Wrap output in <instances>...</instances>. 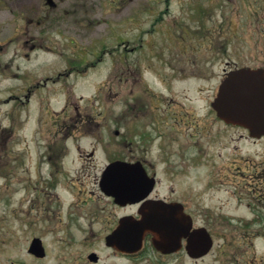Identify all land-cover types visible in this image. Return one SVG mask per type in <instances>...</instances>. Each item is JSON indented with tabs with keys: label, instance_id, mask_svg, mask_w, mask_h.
Instances as JSON below:
<instances>
[{
	"label": "rangeland",
	"instance_id": "rangeland-1",
	"mask_svg": "<svg viewBox=\"0 0 264 264\" xmlns=\"http://www.w3.org/2000/svg\"><path fill=\"white\" fill-rule=\"evenodd\" d=\"M263 63L264 0H0V264H24L25 222L49 206L48 140L70 146L60 180L95 200L110 158L201 148L183 181L213 247L170 264H264V138L211 111L226 71ZM43 233L50 263L72 251Z\"/></svg>",
	"mask_w": 264,
	"mask_h": 264
},
{
	"label": "flooded vegetation",
	"instance_id": "flooded-vegetation-1",
	"mask_svg": "<svg viewBox=\"0 0 264 264\" xmlns=\"http://www.w3.org/2000/svg\"><path fill=\"white\" fill-rule=\"evenodd\" d=\"M241 67L264 69V63L259 66H235L232 69ZM211 111L226 125L243 128L250 136L247 128L227 123L215 110ZM127 112L128 110L123 109L120 115L123 124L126 122ZM72 125H67L68 129H64V137L67 140L73 134ZM76 126L74 125L75 128ZM116 131L117 134L121 133L119 130ZM135 134H139L143 142L152 141L151 134L146 131H136ZM262 138L264 136L252 139ZM68 147L70 146L66 144L56 146L49 140L43 146L42 158L50 167L49 177H52L49 185L52 192H48L50 200L44 216L40 217L37 214L25 222L36 232L27 234L24 264H170L171 258L177 260L198 258L201 252V224L189 206L190 195L196 188H192L183 180L190 175L191 161L201 164V148L193 157L184 150L173 151L168 162L162 163L140 156L110 158L98 177L99 197L95 200L94 191L91 190L88 195L85 191L73 189L68 183L65 185L66 183L59 178L64 170L61 167L69 155ZM177 158L180 160H176ZM114 162L126 165L120 166L121 177L130 175L134 177L132 195L116 196L103 189L105 172ZM131 170L134 171L133 174H130ZM68 177L69 175L65 179L68 180ZM165 181L170 183L165 185ZM59 187L68 195L53 191ZM85 194L88 196L87 199ZM147 217L150 219L147 226L157 227L160 232L168 234L167 249L157 245L155 230L148 228L141 234L140 246L137 240L126 242L125 226L129 232L137 233V230L143 229L145 223L143 220ZM41 228L57 235L58 238L55 239L63 245L62 250L71 248L72 251L56 253L55 262L50 263L51 253ZM36 238L42 241L45 253L31 251L32 242Z\"/></svg>",
	"mask_w": 264,
	"mask_h": 264
},
{
	"label": "water",
	"instance_id": "water-1",
	"mask_svg": "<svg viewBox=\"0 0 264 264\" xmlns=\"http://www.w3.org/2000/svg\"><path fill=\"white\" fill-rule=\"evenodd\" d=\"M212 106L217 111L218 116L227 122L248 127L252 136L264 135V69L243 67L229 71L219 86ZM121 165L126 166L121 162H114L108 167L102 187L106 192L116 196L132 195L134 177L132 175L121 177L119 175ZM132 170L130 174H133L134 171ZM128 172L129 170H127ZM120 184L124 185L121 186ZM143 221L145 222L144 227L142 226L143 229L137 230V233L135 231L129 232L125 226L127 242L137 240L140 246L141 234L148 228L155 230L157 245L162 249H167L169 245L168 234L160 232L157 227L147 226L150 221L148 217ZM212 247L213 238L211 234L205 228H201V252L198 255H206ZM31 250L38 254L45 252L39 239H34ZM192 255L194 256V254Z\"/></svg>",
	"mask_w": 264,
	"mask_h": 264
},
{
	"label": "trees",
	"instance_id": "trees-1",
	"mask_svg": "<svg viewBox=\"0 0 264 264\" xmlns=\"http://www.w3.org/2000/svg\"><path fill=\"white\" fill-rule=\"evenodd\" d=\"M258 217H260V216H258ZM249 224H252V223H249Z\"/></svg>",
	"mask_w": 264,
	"mask_h": 264
},
{
	"label": "bare ground",
	"instance_id": "bare-ground-1",
	"mask_svg": "<svg viewBox=\"0 0 264 264\" xmlns=\"http://www.w3.org/2000/svg\"><path fill=\"white\" fill-rule=\"evenodd\" d=\"M127 238V237H126ZM126 242H127V239H126Z\"/></svg>",
	"mask_w": 264,
	"mask_h": 264
}]
</instances>
